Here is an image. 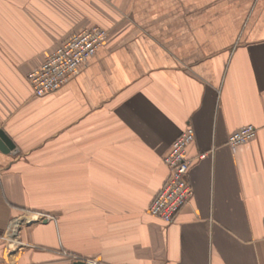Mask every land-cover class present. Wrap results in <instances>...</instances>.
I'll return each mask as SVG.
<instances>
[{
    "label": "crops",
    "instance_id": "1",
    "mask_svg": "<svg viewBox=\"0 0 264 264\" xmlns=\"http://www.w3.org/2000/svg\"><path fill=\"white\" fill-rule=\"evenodd\" d=\"M92 26L104 45L34 96ZM188 127L193 196L165 224L148 208ZM0 131V264H264V0H0Z\"/></svg>",
    "mask_w": 264,
    "mask_h": 264
},
{
    "label": "built area",
    "instance_id": "2",
    "mask_svg": "<svg viewBox=\"0 0 264 264\" xmlns=\"http://www.w3.org/2000/svg\"><path fill=\"white\" fill-rule=\"evenodd\" d=\"M108 36L109 32L99 26L88 27L70 35L47 56L42 65L28 73L27 80L34 96L45 97L66 85L104 45ZM256 134L255 126H243L229 136L228 145L235 150L238 146L254 139ZM194 141V129L186 128L173 142L168 155L163 160L168 169V178L150 204L148 214L165 224L172 223L193 196L188 178L193 159L190 158L188 149ZM204 157L205 155H202L199 158ZM19 228V221L15 220L10 224L9 231L14 234ZM71 257L76 261H83L84 264H102L95 259Z\"/></svg>",
    "mask_w": 264,
    "mask_h": 264
},
{
    "label": "water",
    "instance_id": "3",
    "mask_svg": "<svg viewBox=\"0 0 264 264\" xmlns=\"http://www.w3.org/2000/svg\"><path fill=\"white\" fill-rule=\"evenodd\" d=\"M15 151V145L12 140L3 132L0 131V152L9 153ZM74 264H84L83 261H76Z\"/></svg>",
    "mask_w": 264,
    "mask_h": 264
}]
</instances>
